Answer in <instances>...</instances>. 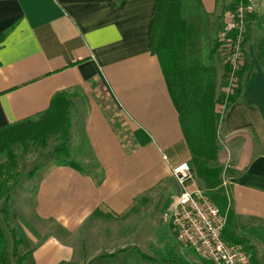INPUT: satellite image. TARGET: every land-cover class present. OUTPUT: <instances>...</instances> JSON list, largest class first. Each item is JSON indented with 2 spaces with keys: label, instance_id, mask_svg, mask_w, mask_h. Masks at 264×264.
Masks as SVG:
<instances>
[{
  "label": "crops",
  "instance_id": "crops-1",
  "mask_svg": "<svg viewBox=\"0 0 264 264\" xmlns=\"http://www.w3.org/2000/svg\"><path fill=\"white\" fill-rule=\"evenodd\" d=\"M220 4L182 0L193 29L190 59L214 63L217 93L224 62L211 51L224 25ZM156 6L157 0H0V33H6L0 43V130L38 118L62 93L70 103L68 156L80 167L55 165L37 180L34 222L25 230L33 248L25 263L151 264L141 240L113 252L104 234L93 240L95 225L144 206L164 219L181 191L172 174L180 162L192 169L188 189L210 196L218 191L197 175L180 113L152 52ZM243 50L242 94L219 119L221 150L210 165L224 170L226 231L245 242L254 264H264V0L247 21Z\"/></svg>",
  "mask_w": 264,
  "mask_h": 264
},
{
  "label": "trees",
  "instance_id": "trees-1",
  "mask_svg": "<svg viewBox=\"0 0 264 264\" xmlns=\"http://www.w3.org/2000/svg\"><path fill=\"white\" fill-rule=\"evenodd\" d=\"M239 0H234V4ZM233 8V4L229 6ZM253 14L247 16V21ZM152 52L158 56L171 97L180 113L181 122L192 157L196 165L198 177L208 189H218L211 199L224 213L228 205V198L222 186L223 168L211 166L221 147L217 144L218 123L220 114L217 105L227 108L236 102L242 94V78L246 67V59L241 62L232 83L230 92L225 89L217 93V71L212 62L200 63L191 61L190 39L193 29L184 19L182 14V0H157L155 15L151 27ZM6 33H0V43L5 39ZM247 32L244 36V44ZM244 47V46H243ZM211 57L217 53L224 62L223 85L229 83L231 65L225 61V48L223 42L218 43L211 51ZM70 103L64 94L55 96L51 107L38 118H31L0 130V154L5 153L7 160L0 163V264H13L11 250H15L22 240H17L16 231L9 224L8 203L11 191L18 183L15 167L17 158L12 152V147L23 143L27 139L34 141L45 140L47 135L59 132L63 145L58 154L66 156L58 161L57 165H69L80 169L79 165L69 159L67 149V136L70 128L69 116ZM231 232H224L225 239L244 247V241ZM254 264V256L248 253ZM25 255L18 257V264H23Z\"/></svg>",
  "mask_w": 264,
  "mask_h": 264
},
{
  "label": "rangeland",
  "instance_id": "rangeland-1",
  "mask_svg": "<svg viewBox=\"0 0 264 264\" xmlns=\"http://www.w3.org/2000/svg\"><path fill=\"white\" fill-rule=\"evenodd\" d=\"M220 1L221 4L218 12L223 13L225 22L226 11L230 9L229 6L232 4L234 8L236 3L234 4V0ZM223 8H226V10L223 11ZM223 29L220 34L223 32ZM226 85L227 84H224L218 89L219 94L226 89ZM225 109L224 106H217L221 118H223ZM62 145L63 140L58 132L56 134L47 135L43 141L27 139L25 142L17 143L12 147V152L17 158L15 170L19 180L11 191V199L8 203V209L10 211L9 224L11 228L16 231V239L22 240L15 250L10 249V258L13 264H18V257L30 253L33 248L25 230H27V227H31V221L34 222L32 212L34 207L33 193L36 182L47 169L57 165L58 161L65 159L66 156L61 157L58 154V150ZM66 146L68 150L71 148L73 151V145L68 146L66 144ZM6 160L7 155L5 153L0 154V163ZM2 205L3 202L0 201V207ZM156 212V209L144 206L143 208L140 207L139 210L126 218L119 219L117 222L98 223L94 228L96 233H91L93 235L92 238L97 242L104 234L102 237L106 236V244H109V247H113V252L120 251L117 248L119 245L127 246V250H130L134 244L139 243L138 240H141L140 242L143 245H148L143 251L151 256L145 257L151 264H207L192 251L183 249L174 236L171 224L169 222H164L162 216L157 218L153 217ZM154 219L157 225L154 224L155 222L153 223ZM91 224L92 222L89 221L85 230H87L86 228H89ZM44 229L47 231V235H51L54 233L53 231L56 232L57 230L56 227L53 231H51L50 228H42V230ZM184 252L188 253L187 256L190 257V260L182 256ZM193 260L195 262H193ZM28 263L29 260H26V263L24 262L23 264Z\"/></svg>",
  "mask_w": 264,
  "mask_h": 264
},
{
  "label": "built area",
  "instance_id": "built-area-1",
  "mask_svg": "<svg viewBox=\"0 0 264 264\" xmlns=\"http://www.w3.org/2000/svg\"><path fill=\"white\" fill-rule=\"evenodd\" d=\"M258 11V0H239L225 13L220 41L225 48V61L231 65V76L226 85L230 92L235 74L244 60V36L247 32V16ZM172 174L181 187L164 219L173 228L177 241L208 264H252L250 255L239 244L224 237L227 216L203 189L187 187L193 173L189 162L172 167Z\"/></svg>",
  "mask_w": 264,
  "mask_h": 264
}]
</instances>
